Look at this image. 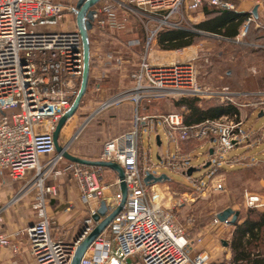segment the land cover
Wrapping results in <instances>:
<instances>
[{"label":"built area","instance_id":"built-area-1","mask_svg":"<svg viewBox=\"0 0 264 264\" xmlns=\"http://www.w3.org/2000/svg\"><path fill=\"white\" fill-rule=\"evenodd\" d=\"M102 1V5L93 8L92 29L99 33L123 30L127 14L136 15L145 24L153 23L154 27L146 30L140 60L130 73L131 88L102 102L97 112L127 100L138 106L141 100L150 103L155 98L184 97L204 103L214 100L236 109L264 111V92L211 89L200 85L194 66L196 58L167 63L148 61L150 45L158 33L184 30L182 22L188 12L198 10L204 3L228 9H232L231 5L223 0ZM74 6L75 0H0V173L6 172L13 182H24V193L32 189L35 194L31 207L36 221L24 230L34 264H71L77 247L95 227L92 216L100 202L105 203L110 213L121 201L117 178L106 184L101 168L67 162L55 153L53 132L80 86L81 37L75 26L72 30H51V25L43 31L37 27L42 21L61 23L66 15H72ZM117 10L124 11V18L118 17ZM250 21L248 18L245 22L240 37L246 34ZM137 45L138 41L128 42L129 47ZM151 121L159 122L166 139L175 145L215 143L208 160V180L220 170L216 163L212 164L213 159L220 161L222 155L248 140L236 115L187 126L180 112L154 116L135 113L131 129L106 140L98 157L122 168L126 187L124 206L89 245L79 264H211L206 251L198 250L189 256L192 249L200 245L201 237L190 239L188 232L175 223L171 211L159 205L160 191L167 189V183L146 185L143 181L152 169L185 174L189 168L188 159L169 156L157 164H142L140 133L142 127L150 128ZM242 161L233 157L221 162L233 168L243 164ZM61 162H65L64 166L57 169ZM64 173H70L81 185L80 199L90 207L81 226L86 227L83 235L70 241L52 236L51 219L46 210L47 197L55 196L56 189L45 182L52 175ZM214 180L215 177L211 181ZM191 183L197 192L209 187L202 179H194ZM211 185L213 190L221 189L218 181ZM156 186L160 187L159 191L155 190ZM111 187L116 191L109 192ZM18 200L15 197L11 203ZM181 204L173 203V206ZM243 204L246 208L264 210V194L246 191ZM228 221L215 223L231 226ZM0 247L17 253L8 235H0Z\"/></svg>","mask_w":264,"mask_h":264},{"label":"rangeland","instance_id":"rangeland-1","mask_svg":"<svg viewBox=\"0 0 264 264\" xmlns=\"http://www.w3.org/2000/svg\"><path fill=\"white\" fill-rule=\"evenodd\" d=\"M73 1L74 0H70V2ZM190 16L191 22H186L185 24L182 22V26L185 29L193 31L192 25L197 21V13H193ZM40 24L41 25H38L37 29H42V31L51 25L53 26L51 30H72L74 16L66 15L61 23L49 20L42 21ZM249 33V37H245V34L234 41H225L223 39L202 35L199 36L191 47L178 51L175 50L162 53L154 46L153 50L150 52V62L167 63L182 59L185 60L187 58H196L194 66L197 71L200 85L211 89L229 88L252 93L264 92V54L263 51H255L256 48L251 46L253 38L261 36L262 32H257V30L255 31L254 27H252ZM95 38L92 40L98 42L99 37L96 36ZM112 50L115 49H105L104 53L106 59L111 57L110 55L113 53ZM117 64L121 66L120 69L122 74L130 78V73L133 68L129 69L130 65H119V61ZM105 66H109V63H106ZM95 96L96 93L92 92V87H89V89L86 88L85 95L79 104L80 110L76 111L73 119L71 118V120L66 122L61 130L59 145H66L68 152L87 155L98 154L102 144L106 140L114 137L112 133L120 125V122L117 121V116L114 115V110L105 113L102 112L94 118L79 135L80 132H77L76 128L77 124L83 119V116L79 115V113L83 111L84 107H86L89 102H92V98H95ZM161 103L155 104L153 111H159L164 114L167 112H177L173 106L168 107L166 102ZM214 103L218 102L214 100L209 103L201 102V107L206 108ZM242 121L243 133L249 138H252L254 135L256 140L259 136L255 134L263 129L264 126V115L257 118V112H250L247 113L246 118ZM87 133L90 135L83 138L82 135ZM156 135L161 139V151L165 152L166 142L159 123L156 129L152 123L150 128H142L140 133V141L142 142L139 146V150L140 155L144 156L145 163L148 159V150L151 163L156 164L158 162L156 158ZM261 139L262 142L258 146H245L244 142L241 146L222 155L219 158L220 161H215L213 159L212 164L216 163L221 170H217L214 176L209 177V180L208 171L210 170V166L207 168H201V166L202 163H205L207 160L208 150L210 148L213 149L215 143L210 145L205 144L208 143L207 141L197 143V145H205L200 149H196L192 156L196 157L197 160L192 159L188 164L193 167L200 166V170L194 172L191 178H202L204 182L209 184V187L204 192H197L192 186V181L190 182L191 189L181 188L180 186H188L189 183L188 179L179 173H172L167 169H159L158 171L152 169L151 171L152 174H164L170 181V183L166 184L167 189H161L160 191L159 198L161 200L159 199V205L169 212L171 211L175 223L183 227L193 239L198 235L201 237L199 246L206 247L207 250L204 248L203 251L207 253L210 252L211 264H232L230 243L234 235L235 225H240L248 216L256 219V217L264 213V210L246 208L243 204V194L246 191L264 194V131L261 135ZM172 148L171 146L170 150H173ZM233 157L249 160L251 164L256 165L246 168L245 166H241V164L238 167L234 166L233 168H227V166L221 162ZM244 160L242 162H245ZM63 165L64 162H61V168ZM214 177L215 180L211 181ZM215 181L221 183V189L213 190L211 188V186H213L211 184L215 183ZM210 182L212 183L210 184ZM173 203L182 204L173 206ZM226 208H231L233 211L239 212L238 220L233 226H223L214 222V216ZM189 219H192V222H189ZM204 241L206 243H204ZM221 241H225L227 246L223 247ZM258 250L260 255L264 257V247L260 245ZM189 256H193L192 252L189 253Z\"/></svg>","mask_w":264,"mask_h":264},{"label":"crops","instance_id":"crops-1","mask_svg":"<svg viewBox=\"0 0 264 264\" xmlns=\"http://www.w3.org/2000/svg\"><path fill=\"white\" fill-rule=\"evenodd\" d=\"M76 1L77 0H75V4ZM223 1L231 5L232 9L229 10L233 11L234 13L249 14L248 18H251L249 24H252L255 30L262 32V36H263V42L261 44H251V46L255 47L256 49L262 50L264 54V50H263L264 49V0H223ZM103 3L104 1H101L96 5V7H99ZM204 8H210V6L205 5L203 8H200L197 11L188 12L185 15V19L183 23L185 24L186 22H191L190 15H192L193 13H197V21L196 23L195 22L193 23L192 25L193 27L205 21L206 17L203 14ZM254 8H256L255 17L253 16ZM117 15L121 19L124 18V11L117 10ZM126 19L127 20L123 30L116 32L99 33L95 29H92L88 32L89 74H88L87 89H89V87H92V92L96 93V96L95 98H92L93 99L92 102H89V104L86 105V107H84L83 111L79 113V115L83 116L82 121L77 124V128H76V131L80 132L79 135L84 131L87 125H89V123H91V121L94 120V118H96L102 112L105 113L114 110L113 111L114 115L117 116V121L120 122L119 127L116 128L112 133L113 136L116 137L120 134L127 133L131 129L132 121L135 113L139 114L140 116L160 115L164 113H161L159 111H153V107L155 104L166 102L168 104V107L172 106V100L168 98H155L152 99L150 103H146L144 100H141L138 106H136L134 102H132L131 100H127L122 103L115 104L105 110L97 112V109L102 102L106 101L107 99L111 98L116 94L122 93L131 88L132 83L130 78L122 74L120 69L121 66H118L117 62L119 61L120 63L119 65H123V64L130 65L129 69L135 68L140 60V55L142 50L141 45L142 42L146 39V35H147L146 30L147 29L150 30L154 27L153 23L145 24V21L137 17L136 15L127 14ZM243 25L239 29V33L235 37V39H238L240 37V34L242 33ZM74 26H75V21L73 28ZM193 31H195L199 36L206 35V36L223 39L225 41L235 40V39L232 40L225 39L202 31H196V30ZM96 36L99 37L98 42L92 40ZM130 41H138L139 45L134 47H129L128 42ZM154 46L156 47V39L150 45L151 48L148 54L149 62L151 60L150 52L153 50ZM107 48L109 50H111V48L115 50H112L113 53L112 55H110L111 57L106 59L104 52L105 49ZM106 63H109V66H105ZM151 63H161V62L151 61ZM77 110H80V108L78 107ZM250 112H257V118H260L258 117L260 113H261V117L264 115V111L261 112L260 110H254L250 108L237 109L236 120L241 122V130L243 124L242 120L245 119L247 113ZM151 123L156 129L157 124L159 122L151 121L150 126ZM263 131H264V126L263 129H261L255 134L256 136H259L258 138H256V140H255V136L253 135L252 138L248 137L249 140H247V142L244 141L245 146H251V145L258 146L262 142L261 135ZM162 132H163L164 140L166 142V151L165 152L161 151V145H162L161 139L158 135H156L155 142L157 146V153H156V158L158 160L157 163H160L167 156L175 159L186 158L185 160L188 159L187 161L189 163V161L192 159L197 160L196 157L192 156L197 148L200 149L204 147L205 144H209V145L212 144V141H208V143H205L203 145L199 144L200 146L197 145V143H180L178 145H175L173 142H169L166 139L163 129ZM89 135L90 134L88 133L83 134L82 137L86 138ZM62 146H66V145H62ZM171 146L173 147L172 148L173 150H170ZM101 148L98 154H94V155L77 154L73 152H69V153L79 157L98 158L101 152ZM209 151H211L212 154V149L210 148L208 150L207 160L205 161V163H202L201 168L206 163H209L208 160H209V156L211 155L209 154ZM142 157H143L141 159L142 164L146 165L148 164V162L151 163L149 158L150 157L149 150L147 153L148 159L146 163L144 156ZM244 161L245 162H243L241 166H245L246 168H250L256 165V164H251L249 160L245 159ZM188 163L187 165L189 168L193 167V166H189ZM60 165L61 163L58 164L57 169H61ZM193 168L200 169V166ZM171 172L176 173L173 171ZM179 174L186 177L189 183L188 186H180V187L190 188L191 186L190 182L194 179L191 178V176L187 177L186 173L185 174L179 173ZM151 175H153V177H160L161 175L164 174H159V173L152 174L151 172ZM115 178L117 177L112 171L104 170L103 182H105L106 184H110L114 181ZM198 179H202V178H198ZM162 182L170 183L169 180ZM45 183L47 186H54L56 189L55 196L47 197L46 210H47V215L51 219L50 221L51 234L56 239L70 241L77 237L81 229L83 220L88 216L90 209V207L85 203H83L80 199L81 185L75 180V178L70 173L52 175L46 180ZM24 184H25L24 182L11 181L6 172L0 173V235L3 234L8 235L9 242L17 248V253L13 254L10 248L0 247V264H34V261L29 254L27 240L24 235V230L27 227L31 226L36 221V216L32 211V207H31L35 194L34 192H32V189L27 190L24 193L23 191ZM155 189H158L159 191L160 187L156 186ZM108 191L111 193L115 192L116 188L111 187L108 189ZM15 197L18 198L19 200L15 203H11V200ZM216 215L214 216V222H218L216 219ZM204 243L206 242L204 241ZM204 248L207 250V248L204 246H199V245L198 247L196 246L191 251L192 255L197 250H204ZM208 253L210 254V252Z\"/></svg>","mask_w":264,"mask_h":264},{"label":"trees","instance_id":"trees-1","mask_svg":"<svg viewBox=\"0 0 264 264\" xmlns=\"http://www.w3.org/2000/svg\"><path fill=\"white\" fill-rule=\"evenodd\" d=\"M205 5L207 4L204 3L201 8ZM203 14L206 20L194 26L193 30L230 40L235 39L239 29L249 17V14H238L228 8L212 6L204 8ZM252 27V24L248 25L245 37L250 36L249 32ZM257 32L260 31L257 30ZM198 38L199 35L195 31L188 29L161 31L156 38V47L162 52L180 50L193 45ZM252 42V44H261L263 36L254 37ZM255 51L262 52L260 49ZM172 106L183 115L184 124L187 126L200 124L207 120H217L223 116L237 115V109L231 105L214 103L202 108L198 99L188 97L172 100ZM190 239H193L191 235ZM260 245L264 247V213L256 219L248 216L240 225H235L230 243L232 264H264V257L258 250Z\"/></svg>","mask_w":264,"mask_h":264},{"label":"water","instance_id":"water-1","mask_svg":"<svg viewBox=\"0 0 264 264\" xmlns=\"http://www.w3.org/2000/svg\"><path fill=\"white\" fill-rule=\"evenodd\" d=\"M102 0H77L72 10V15L74 16L75 27L78 30L81 37L82 53H83V70L80 80L79 90L74 100L72 101L69 109L65 112L63 117L56 124L55 130L53 132V143L55 147V152L60 154L63 159L74 164L87 167L103 168L109 171H112L117 179L119 180V190L121 194L120 204L110 213H107V209L104 202H100L99 207L92 216V221L95 223V227L91 232L81 241L80 245L77 247L71 264H79L82 259L85 251L89 245L106 229L112 219L121 211L124 206L126 199V187L123 183V170L122 168L114 162H109L102 160L100 158H90V157H79L73 155L67 151V146L59 145V135L68 120H70L76 113L79 104L85 94L87 84H88V74H89V41H88V32L92 29L93 21V8L100 3ZM256 8L253 10V16L255 17ZM261 117V113L258 115ZM211 154V151H209ZM209 163H206L202 168H207ZM200 169H195L190 167L186 171V176L190 177L194 172L199 171ZM169 180L165 175L160 177H153V175L146 173L144 178V183L146 185L159 183L162 181ZM239 212L233 211L231 208H226L216 215L218 222H225L229 219V225H235ZM86 227H82L78 233V237H81L85 231ZM223 247L227 246L225 241H221Z\"/></svg>","mask_w":264,"mask_h":264}]
</instances>
